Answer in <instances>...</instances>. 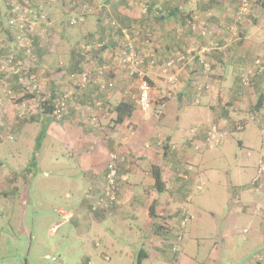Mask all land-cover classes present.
<instances>
[{
	"label": "crops",
	"instance_id": "1",
	"mask_svg": "<svg viewBox=\"0 0 264 264\" xmlns=\"http://www.w3.org/2000/svg\"><path fill=\"white\" fill-rule=\"evenodd\" d=\"M136 2L138 0H25L27 10L34 5L43 7L47 21L41 19L45 24H41L36 33L43 34L42 38L47 35L50 40L33 38L43 59L40 71L47 77V86L43 90V101L32 100L36 107L27 108L35 113L33 122L41 125L43 141L50 138L54 150L63 149L65 162L75 169L71 178H81V185L87 186L73 220H78L79 226H90V217L100 224L105 218L114 220L121 215L149 227L156 223L175 227L179 222L185 229L187 218H192L185 204L192 202L194 189L202 192L206 186L198 182L203 176V171L197 168L200 156L232 139V133H244L252 128L253 136L259 138L253 147L258 157L255 174L252 175L250 167H242L236 176L237 184L228 185L226 215L220 221L214 219L213 226L207 228L210 235L216 233L220 238L221 246L215 244L209 254L226 257L231 264H264V68L258 69L256 65L257 60L264 65V0L253 3L243 22L235 19L238 0H203L199 4L191 0H147L148 16L142 15L140 2ZM83 5L97 9H93L95 13L88 16L85 24L69 25V19L82 11L76 8ZM0 9L3 16L1 5ZM6 11L8 15L9 9ZM111 22H116L119 28L113 27ZM192 23L211 34L201 36L193 32ZM138 26L145 28L140 35L136 34ZM148 31L151 42L146 44ZM128 38L134 40L140 51L152 53L156 58L152 67L146 60L143 69L151 80L152 98L163 109L160 117L154 112L145 114L138 104H133L132 97L137 103L139 92L133 96L128 88L135 79L114 59V52L125 45ZM209 41L217 42L218 48L205 54L203 63L198 57L185 60L179 67L177 80L170 82L173 73H164V66L173 54L190 47L200 50ZM102 43H107L102 53L81 56L82 45ZM10 47L11 44L1 49L0 56ZM87 62L93 67L103 66L108 74L102 78L114 81L115 89L101 92L98 84L83 92L78 79ZM248 71L252 73L247 75ZM246 77L248 84H245ZM68 92L77 99L67 104L62 117L56 118L53 110ZM97 101L103 102L105 107L91 117L88 109ZM122 103H132L135 110L131 117L119 123L116 109ZM0 110L3 116L6 110ZM90 122L100 127L99 132L88 126ZM213 126L226 137L217 145L197 150V145L205 144ZM16 131L17 135L23 133ZM112 155L118 156V204L112 205L109 212L98 210L93 211L94 216L90 215L92 203L104 196ZM251 156L249 152L245 162H249ZM157 168L165 184L162 193L155 187ZM21 175L26 176L25 172ZM16 179L12 183L14 188L20 186L19 178ZM152 248L158 250L159 246ZM152 248L140 249L137 262L145 264L152 258V252L157 253L160 263L166 260L163 252Z\"/></svg>",
	"mask_w": 264,
	"mask_h": 264
},
{
	"label": "rangeland",
	"instance_id": "2",
	"mask_svg": "<svg viewBox=\"0 0 264 264\" xmlns=\"http://www.w3.org/2000/svg\"><path fill=\"white\" fill-rule=\"evenodd\" d=\"M14 2L27 12L28 4L25 0ZM0 5L3 8L0 50L11 44L10 50L0 56V109L6 110L3 116L0 112V134L3 137L0 142V264H86L88 261L90 264H137L140 249L155 245L159 249H152L163 252L166 260L160 263L157 253L152 252V258L145 264H231L226 257L209 254L215 244L221 246V240L216 233L210 235L207 228L213 226L214 219L220 221L226 215V190L228 185L237 184L236 176L242 167H250L252 175L255 174L258 157L253 147H256L259 138L258 135L253 136V129L232 133V139L225 140L221 146L200 156L197 168L203 171V176L198 182L206 186L202 192L194 189L192 202L185 204L192 215L191 219L187 218L185 229L179 222L175 227H163L162 223L149 227L142 221L121 215L114 220L105 218L100 224L88 215L91 225L79 226L80 222L73 219L87 186L81 185V178H71V172L75 169L65 162V153L61 147L54 150L50 138L44 141L41 139L39 146L41 125L33 122L35 113L27 108L36 107V103L43 101V90L47 86V77L40 71L43 59L37 48V62L33 63L23 55L14 33L8 28L11 13L7 15L6 9L10 12L9 1L0 0ZM79 8L85 11L81 6L76 9ZM32 9L28 10L32 11L30 18L38 22L34 33L37 34L38 27L43 23L40 15ZM47 39L49 42L47 35L44 36L43 40ZM81 52L84 58L88 56L84 48ZM12 57L13 61L8 63ZM114 59L117 62L115 56ZM44 64L48 66L47 60ZM84 68L78 79V86L83 92L98 84L101 92L115 89L114 81L107 82L102 78L108 74L103 66L93 67L87 62ZM36 70L39 71L35 73ZM84 73L96 80L81 86ZM129 87V92L137 96V83L132 80ZM76 99L73 93L68 92L66 107ZM132 99L136 105L135 99ZM91 105L88 109L91 117L105 107L101 101ZM53 116L60 118L54 114V110ZM105 117L110 119V116ZM88 126L96 133L100 130L92 122ZM16 130L23 133L17 135ZM241 142H244V146H241ZM249 152L252 156L249 162H245L244 158ZM21 172H25L26 176H22ZM16 178L20 180L18 188L12 184ZM59 211L68 213L69 220L61 217ZM90 212H93L92 205ZM90 215L94 216L95 213ZM58 224V230L51 234L50 228ZM156 236L160 239H156ZM172 258L175 262H172Z\"/></svg>",
	"mask_w": 264,
	"mask_h": 264
},
{
	"label": "built area",
	"instance_id": "3",
	"mask_svg": "<svg viewBox=\"0 0 264 264\" xmlns=\"http://www.w3.org/2000/svg\"><path fill=\"white\" fill-rule=\"evenodd\" d=\"M13 3H11V7L13 9L11 12V16L8 20V28L10 31H12L15 35V38L19 44V49L21 51L25 52V56L32 61L33 63L37 62V57L32 49V38L31 36L36 31V26L38 22L35 20H32L30 18L32 11L22 10L20 5L15 4L14 0H12ZM11 1V2H12ZM147 0H138L139 5L141 7V13L144 16H148L149 12V6L146 3ZM193 3H197L201 0H191ZM136 2V3H138ZM252 2H258V0H238L237 4V11L235 13V19L237 22H243L245 21L246 16L251 12ZM40 9L43 10L42 6H39ZM37 13V11H36ZM84 12L81 11V14ZM81 14L78 17H74L70 20L69 24L71 26H76L80 22H84V17L81 16ZM159 14V13H157ZM42 21H47V15L45 11L43 10L41 13ZM112 25L115 28H119L117 23H112ZM145 30V28L139 27L136 28V34L140 35L141 31ZM192 29L195 32H198L202 36H209L211 33H209L206 30H201L200 26L192 23ZM148 39L145 41L146 44H149L151 42V34L148 31L147 32ZM128 42L125 45H122L118 47V49L114 52V56L117 59V62L119 63V66L126 71L127 75L130 78L135 79V82L137 83L139 96L137 99V104L139 106V109L145 113H155L157 116L163 115V109L161 107L155 106L152 99L151 94V86L147 79L146 71L143 69L144 63L146 60H149V65L152 67L156 64V58L154 54H150L147 52L140 51L134 44V40L131 38H128ZM105 43L99 44V47L101 48L104 46ZM85 51H88L91 49V46H84L83 47ZM218 48V43L215 41H209L206 46H203L200 50H198L196 47H190L186 51L183 52H177L173 54V56L170 58L169 61L164 66V73L172 74L169 77V81L174 83L177 80V73L179 72V67H181L182 63L187 59H193L195 57L199 58V61L201 63L204 62V55L211 52L214 49ZM13 57L8 60V63H11L13 61ZM256 65L258 69L264 68V65L262 64V61L257 60ZM252 71H248V74H251ZM93 80L90 77V74L84 73L82 74V81L81 86H86L88 83H91ZM249 80L246 77L245 78V84H248ZM36 89V87H35ZM67 95H65L57 104L56 108L54 109V114L57 115V117H62L63 113L66 110V98ZM240 129H243V126H240ZM226 137V134L224 132H221L219 128L216 126H213L205 139V144L203 145H197L196 149L201 150L206 146H212L213 144H219L220 141H222ZM117 161L118 156L112 155L110 158V164H109V172L106 177L107 185L105 187V193L104 196L98 197L93 203H92V211H98V210H104L109 212L110 207L114 204H118L119 198L117 196V184L120 180V176L117 169ZM60 215L66 219L69 220V214L64 211H59ZM59 228V225H56L52 228L51 232L55 233Z\"/></svg>",
	"mask_w": 264,
	"mask_h": 264
},
{
	"label": "trees",
	"instance_id": "4",
	"mask_svg": "<svg viewBox=\"0 0 264 264\" xmlns=\"http://www.w3.org/2000/svg\"><path fill=\"white\" fill-rule=\"evenodd\" d=\"M9 1V4H10V7H11V0H8ZM203 0H201V1H199V2H197V3H194V4H199L200 2H202ZM193 3V2H192ZM90 5V4H89ZM83 8H84V13L83 14H81V16H83L84 17V22H80L79 24H77L76 26L78 27L79 25H82V24H85L86 23V19L88 18V16L92 13H95V11H93V9H97V8H94V7H92V5L91 6H88V5H83ZM11 9H12V7H11ZM11 9H10V12H9V15H10V13H11ZM30 9H32V8H30ZM33 9H35L36 11H37V13H38V16L39 15H41V13H42V9H40V7L38 6V5H34V7H33ZM1 18H2V12H1V9H0V27H1V24H2V21H1ZM37 19V18H36ZM38 20V19H37ZM112 23H114V22H111V25H112ZM116 23V22H115ZM44 24V23H43ZM70 25V24H69ZM113 26V25H112ZM191 26V28H192V24L190 25ZM75 27V26H74ZM114 27V26H113ZM192 31L194 32V30L192 29ZM34 36H39V37H41V39L43 40V38H42V35H38V34H33V38H34ZM202 36V35H201ZM31 37V38H32ZM32 38V40H33V42H32V49H33V51H34V53H35V55H36V57L38 56L37 54H36V52H37V50H36V47H35V45H34V39ZM107 44V43H106ZM106 44H104V46L103 47H101V48H97V46L96 45H94V44H89V45H87V46H91V49L90 50H88V53H87V55H89V54H91V53H98V52H103L104 51V48H105V46H106ZM85 45V44H84ZM84 45H82L81 47H82V50L80 49V54L82 53L81 51H83V46ZM23 52V55L25 56V52L24 51H22ZM83 55H84V53H83ZM82 54H81V56L82 57H84ZM39 57V56H38ZM87 57V56H86ZM145 64V63H144ZM147 79H148V81H149V83H150V79L147 77ZM92 80H96L95 78L94 79H92ZM106 85H108V84H106ZM153 99V98H152ZM153 103H154V105L155 106H157L156 105V103L154 102V100H153ZM135 110V105H133L132 103L131 104H127V103H122V104H120L118 107H117V109H116V111H117V122H119V123H121V122H123L125 119H127V118H129V117H131V115H132V113H133V111ZM48 113H51V111H49ZM42 133H44L43 131L41 132V134H40V136L38 137V141H39V146H40V142H41V139H42ZM40 139V140H39ZM35 162V161H34ZM34 162H32V163H34ZM154 179H155V187H156V190H157V192L158 193H162V192H164V190H165V184H164V182H163V180H162V177H161V173H160V170L157 168L156 169V171L154 172ZM153 209V208H152ZM138 264H140V262H138Z\"/></svg>",
	"mask_w": 264,
	"mask_h": 264
}]
</instances>
